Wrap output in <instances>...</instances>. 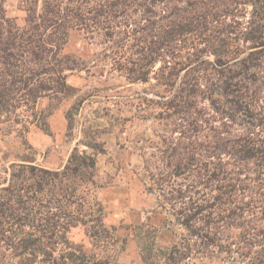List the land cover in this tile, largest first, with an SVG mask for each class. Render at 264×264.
Returning <instances> with one entry per match:
<instances>
[{"label":"trees","instance_id":"1","mask_svg":"<svg viewBox=\"0 0 264 264\" xmlns=\"http://www.w3.org/2000/svg\"><path fill=\"white\" fill-rule=\"evenodd\" d=\"M17 2L21 22L0 0V123L14 117L20 136L44 125L38 102L75 97L74 73L148 84L135 104L156 128L133 148L166 214L153 232L176 241L145 264H264V0ZM72 32L89 59L64 52ZM82 133L86 150L59 170L0 158V264H115L72 240L116 243L91 198L103 145Z\"/></svg>","mask_w":264,"mask_h":264},{"label":"rangeland","instance_id":"2","mask_svg":"<svg viewBox=\"0 0 264 264\" xmlns=\"http://www.w3.org/2000/svg\"><path fill=\"white\" fill-rule=\"evenodd\" d=\"M17 0H6L10 17L21 22L23 14L17 9ZM64 52L89 59L93 50L83 36L72 32ZM68 83L80 89L75 97L57 102L41 99L37 111L42 113L44 125L29 126L27 133L16 132L21 128L14 117L0 123V158L7 154L10 161L28 159L40 167L59 170L75 146L80 144L82 131L102 143L104 152L96 156L94 183L96 189L91 198L105 209L104 223L112 228L116 239L112 247L95 245L79 231L71 233L75 243L82 244L87 253L109 256L115 264H145L143 257L155 255L176 241L169 233H154L162 230L166 214L158 207L156 195L146 193L139 181V157L133 146L136 141L151 137L156 126L138 116L136 101L144 97L148 84H126L116 76L106 83L104 79L90 77L85 72L74 73ZM107 89L101 91V89ZM94 88L99 92H92ZM81 96L84 102L73 117L72 129L68 130L66 113ZM18 119L27 121V112L17 110ZM89 153L90 151L87 150ZM156 261L157 260H153Z\"/></svg>","mask_w":264,"mask_h":264}]
</instances>
